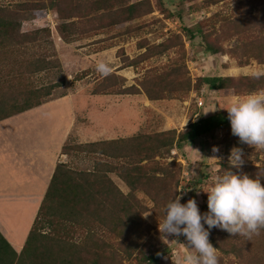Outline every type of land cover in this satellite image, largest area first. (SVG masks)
Returning a JSON list of instances; mask_svg holds the SVG:
<instances>
[{
  "label": "trees",
  "instance_id": "16d2710c",
  "mask_svg": "<svg viewBox=\"0 0 264 264\" xmlns=\"http://www.w3.org/2000/svg\"><path fill=\"white\" fill-rule=\"evenodd\" d=\"M222 1L225 0H203L206 5ZM249 1V5L240 1L229 16L215 13L207 20L220 21L218 27L213 22V29L231 31L234 44L230 52L239 56L240 63H247L251 59L264 63V0ZM137 5L127 3L126 7H121V0H112L111 3L109 0H53L51 4L59 18L67 21L61 26L65 27L69 35H89L82 21L107 9H114L118 14L125 10L128 13L126 20L140 16L136 13ZM47 7L43 1L0 3V56L16 51L17 59H13L15 62L12 63H19L7 72L0 66V119L43 103L59 85L57 82L44 87L23 85V71L19 67L25 61L20 52L22 50L23 53L26 47L36 46V53L29 56V59L33 57L29 63L36 66L35 70L58 58L49 29L22 30L25 12ZM114 24L120 23L116 21ZM187 31L194 35L192 30ZM172 45L163 42L154 47L148 46L143 57H147L146 53L150 50L161 54ZM41 46H47L51 54L46 49L42 52L45 54L37 53ZM203 47L210 54L223 51L212 45L208 38L203 41ZM3 59V63H8L6 57ZM198 80L209 89L216 90L233 89L237 92L242 88V92H253L264 89V76L258 79L253 75L237 78L203 76ZM191 88L190 78L180 66L173 65L165 70L148 69L131 85L123 84L114 72L106 76L99 74L91 93L143 92L148 99L158 100L173 95H187ZM228 126H231L228 113L222 109L198 117L183 130L139 132L130 137L89 143V146L97 147L93 152L100 155L103 161H97L90 171L75 170L64 163L57 164L21 251L16 253L0 232V264H125L129 260L135 261V264H157L162 253L148 249L149 224L144 214L152 210L157 217L164 219V208L177 193L178 164L164 158L172 148ZM67 146H63V152H66ZM222 168L223 174L232 171L264 184V165L241 166L237 169L230 168L229 163H223ZM108 172L116 173L127 186L128 192H123ZM139 193L143 194L142 197ZM45 227L48 229L45 230ZM207 230L213 247L224 253H235L240 264H264V229L251 239L232 235L222 229ZM217 232L231 235V238H227V245L214 236Z\"/></svg>",
  "mask_w": 264,
  "mask_h": 264
},
{
  "label": "rangeland",
  "instance_id": "374dc122",
  "mask_svg": "<svg viewBox=\"0 0 264 264\" xmlns=\"http://www.w3.org/2000/svg\"><path fill=\"white\" fill-rule=\"evenodd\" d=\"M27 1L30 3L43 1L48 7L25 12L22 30L27 32L43 27L49 29L58 58L52 59L45 67L39 65L40 69L35 70L36 66L29 63L33 61V57L29 59V56L36 53V46L26 47L23 53L21 50V58L26 61L25 65L24 61L19 66L23 71V85L44 87L57 82L59 85L47 98L66 93L78 96L80 104L76 126L80 125L79 130L82 131H79L77 136L80 143H77L75 137H71L67 142L66 152L62 150L61 162L75 170L90 171L97 161H103L100 155L93 152L97 147L88 145L92 141L130 137L139 132L183 130L198 117L225 109L234 98L251 93L242 92L244 91L242 88L237 92L233 89H209L199 82L198 79L201 77L237 78L241 75L251 76L256 70H264V63L253 59L247 63H240L239 56L230 52L234 44V37L230 36L231 31L216 30L220 21L207 20L215 13L229 16L234 13L233 8L240 1L249 5V0H225L213 5H206L203 0H121V7H126L127 3H138L136 13L141 15L126 20L128 13L125 10L119 14L114 9L95 13L94 16L82 21L85 22L84 30L91 35L86 39H76L61 26L64 21L51 6L53 0H0V3ZM35 14L38 16L35 17ZM116 21L120 24H114ZM213 22L216 24L215 29L212 28ZM187 30H192L194 35H190ZM203 37L208 38L212 45L220 47L222 53L205 52L203 41L206 38ZM163 42L173 45L161 54L152 53L150 50L146 53L147 57H143L148 46L154 47ZM44 49L51 54L47 46L45 48L41 46L37 53L45 54L46 52L42 53ZM13 52H6L0 56L3 71L7 72L19 64L12 63L15 62L13 59H17L16 51ZM3 57H6L8 63H3ZM99 61L105 62L110 68V73H116L125 85L135 84L148 69L165 70L178 65L190 78L192 88L187 95H173L158 100L148 99L143 92L99 94L101 98L96 99L95 97L99 95L92 94L91 90L100 74L96 71ZM105 127L110 128L109 133H103L101 128ZM214 146L219 149L217 153L212 151ZM233 148L242 149L244 160L242 166L264 165V150L241 143L239 138L232 134L231 126L182 143L176 148L174 155L170 152L164 159L174 160L178 164L176 168L178 189L172 199L182 196L180 200L182 204H186L189 199H195L200 213L202 215L206 213L207 193L202 190H207L214 176L223 175L222 164L229 163L228 158ZM213 156L221 159L219 161L210 159ZM108 175L123 192H128L127 186L116 173L108 172ZM180 189H183V192L178 191ZM142 195L139 193V196ZM145 202L149 207L147 199ZM144 216L149 224L148 249L162 253L157 264H175L177 256L182 255L185 250L183 244H187L186 237L183 235L162 237L158 225L163 219L157 217L152 210L145 212ZM204 226L208 229L206 224ZM211 229L221 230L216 227ZM214 236L220 238L225 245L227 238H231V235L225 232L214 233ZM217 256L218 264L241 262L235 253H224L217 249ZM125 264H135V261L129 260Z\"/></svg>",
  "mask_w": 264,
  "mask_h": 264
},
{
  "label": "clouds",
  "instance_id": "9594fccd",
  "mask_svg": "<svg viewBox=\"0 0 264 264\" xmlns=\"http://www.w3.org/2000/svg\"><path fill=\"white\" fill-rule=\"evenodd\" d=\"M96 71L106 76L110 68L99 61ZM251 74L258 79L264 76V70ZM225 109L232 134L241 143L264 150V90L236 97ZM212 151L217 153L219 149L214 146ZM210 159L219 161L221 157ZM228 159L230 168H240L244 163L242 149L233 148ZM178 191L183 192V189ZM202 191L207 193L206 213H200L195 199L182 204V196H176L165 206L164 219L159 221L158 229L162 237H186L187 244H183L185 250L177 256L175 264H218L217 248L209 242L205 224L208 229L216 227L248 239L264 229V184L260 181L228 171L214 176L207 190Z\"/></svg>",
  "mask_w": 264,
  "mask_h": 264
},
{
  "label": "crops",
  "instance_id": "0c3cea01",
  "mask_svg": "<svg viewBox=\"0 0 264 264\" xmlns=\"http://www.w3.org/2000/svg\"><path fill=\"white\" fill-rule=\"evenodd\" d=\"M70 35L90 38L85 33ZM79 104L78 96L66 93L0 119V232L16 253L23 248L56 166L62 162L63 146L71 137L80 143ZM101 130L110 132L106 127Z\"/></svg>",
  "mask_w": 264,
  "mask_h": 264
},
{
  "label": "built area",
  "instance_id": "2783aa9c",
  "mask_svg": "<svg viewBox=\"0 0 264 264\" xmlns=\"http://www.w3.org/2000/svg\"><path fill=\"white\" fill-rule=\"evenodd\" d=\"M199 103H201V101H199ZM170 152H171L172 155L176 154V148H175V147L172 148ZM179 194H180V193H179Z\"/></svg>",
  "mask_w": 264,
  "mask_h": 264
}]
</instances>
